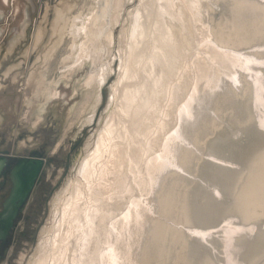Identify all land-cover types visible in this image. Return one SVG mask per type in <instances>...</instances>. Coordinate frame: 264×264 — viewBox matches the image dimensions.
<instances>
[{"label":"bare ground","instance_id":"6f19581e","mask_svg":"<svg viewBox=\"0 0 264 264\" xmlns=\"http://www.w3.org/2000/svg\"><path fill=\"white\" fill-rule=\"evenodd\" d=\"M262 5L62 1L26 104L35 128L82 71L93 127L25 264H264Z\"/></svg>","mask_w":264,"mask_h":264},{"label":"rangeland","instance_id":"374dc122","mask_svg":"<svg viewBox=\"0 0 264 264\" xmlns=\"http://www.w3.org/2000/svg\"><path fill=\"white\" fill-rule=\"evenodd\" d=\"M62 1L0 0V149H10L16 154L36 149L45 158L44 172L14 232L13 255L6 256L1 264L7 261L8 264H25L46 222L50 199L65 180L74 157L93 127L87 125L83 129L81 121L67 127L69 109L81 100L80 88L74 85L84 74L82 71L71 77L70 84L60 83L57 96L46 105L43 118L35 128L32 125L35 104H26L32 97L29 74L42 69L39 57L54 39L50 35L53 15ZM38 31L42 36L35 45ZM58 71L54 70L53 74ZM108 83L103 87V101L107 98ZM57 144L59 148L55 151Z\"/></svg>","mask_w":264,"mask_h":264},{"label":"flooded vegetation","instance_id":"af4514ba","mask_svg":"<svg viewBox=\"0 0 264 264\" xmlns=\"http://www.w3.org/2000/svg\"><path fill=\"white\" fill-rule=\"evenodd\" d=\"M7 2L8 0H1ZM38 156L43 160V164L39 174L37 175L32 187L25 195L18 211L13 219L5 212L6 204L13 202L14 188V169L20 159L32 158ZM45 158L36 149L29 151L27 154H16L10 149H0V264L6 256L10 258L13 255V238L17 226L21 223L22 214H25L34 188L40 181L44 172ZM30 175V172H28ZM11 249V250H10ZM8 264V261L6 262Z\"/></svg>","mask_w":264,"mask_h":264},{"label":"water","instance_id":"95a60500","mask_svg":"<svg viewBox=\"0 0 264 264\" xmlns=\"http://www.w3.org/2000/svg\"><path fill=\"white\" fill-rule=\"evenodd\" d=\"M42 164L43 160L38 156L20 159L17 163L14 169L13 202L9 201L5 207V212L11 217L13 216V219L25 195L28 193L39 174ZM28 172H30V175Z\"/></svg>","mask_w":264,"mask_h":264},{"label":"snow or ice","instance_id":"6c2138e0","mask_svg":"<svg viewBox=\"0 0 264 264\" xmlns=\"http://www.w3.org/2000/svg\"><path fill=\"white\" fill-rule=\"evenodd\" d=\"M262 6H264V5H262Z\"/></svg>","mask_w":264,"mask_h":264}]
</instances>
